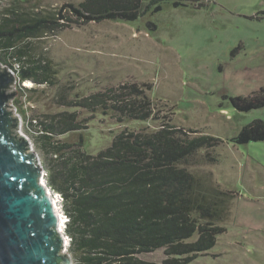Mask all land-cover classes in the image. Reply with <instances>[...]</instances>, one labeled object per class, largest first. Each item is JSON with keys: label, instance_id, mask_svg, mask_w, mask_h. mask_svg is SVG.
Returning a JSON list of instances; mask_svg holds the SVG:
<instances>
[{"label": "trees", "instance_id": "1", "mask_svg": "<svg viewBox=\"0 0 264 264\" xmlns=\"http://www.w3.org/2000/svg\"><path fill=\"white\" fill-rule=\"evenodd\" d=\"M164 1L151 0L144 12L141 0L64 2L53 12H39L32 0H14L0 14V62L8 67L19 64L20 84L54 85L58 71L37 53L35 42L90 22L134 21L150 11L159 13ZM171 2L173 7L183 5L180 0ZM18 3L29 4L31 10ZM148 26L156 29L152 22ZM151 89V84L123 82L63 105L117 115L118 122H145L157 119L147 93ZM229 100L242 113L264 108V88ZM78 117L77 111H62L37 119L25 115L23 122L46 172V185L59 195L68 218L65 232L74 264H157L141 256L159 250V264H189L216 247L227 233L230 206L238 195L221 188L210 172L197 175L188 166L201 150L211 165L218 163L212 151L222 139L163 122L154 131L121 130L108 148L91 155L81 137L78 142L60 138L87 130L94 118ZM229 141L264 142V121L253 120Z\"/></svg>", "mask_w": 264, "mask_h": 264}, {"label": "rangeland", "instance_id": "2", "mask_svg": "<svg viewBox=\"0 0 264 264\" xmlns=\"http://www.w3.org/2000/svg\"><path fill=\"white\" fill-rule=\"evenodd\" d=\"M13 1L0 0V14ZM83 1L32 0V4L39 12H53L64 2ZM150 1L141 0L142 12ZM180 1L179 7H173L171 0L161 2L159 13L150 11L134 21L90 22L35 42L37 53L49 58L58 71L55 84L27 86L18 81L11 104L23 122L25 115L37 119L62 111H77L79 119L93 116L87 130L60 137L71 142L81 137L91 155L108 148L121 130L154 131L163 122L222 139L212 151L218 163L211 165L201 150L191 157L188 168L197 175L210 172L221 188L238 197L230 206L227 234L189 264H264V142L229 141L253 120L264 121V108L242 113L229 100L264 88V0ZM18 7L31 10L25 3ZM123 82L152 85L147 93L156 120L118 122L117 115L63 105ZM23 87L33 91H19ZM24 129L21 124V132L32 142ZM141 258L159 264L163 251Z\"/></svg>", "mask_w": 264, "mask_h": 264}, {"label": "water", "instance_id": "3", "mask_svg": "<svg viewBox=\"0 0 264 264\" xmlns=\"http://www.w3.org/2000/svg\"><path fill=\"white\" fill-rule=\"evenodd\" d=\"M16 83L0 63V264H74L58 225L53 198L59 204L60 197L46 185L41 159L11 104Z\"/></svg>", "mask_w": 264, "mask_h": 264}, {"label": "bare ground", "instance_id": "4", "mask_svg": "<svg viewBox=\"0 0 264 264\" xmlns=\"http://www.w3.org/2000/svg\"><path fill=\"white\" fill-rule=\"evenodd\" d=\"M32 82L31 81H27V86H28V84L30 85ZM43 181V180H42ZM51 194V193H50ZM52 195V194H51ZM53 200H54V204H55V209H56V211H57V216H58V218H59V223H58V225H59V229H60V233H62V234H64V235H66L65 233H64V231H63V226H64V220H63V217H62V215H61V212H60V210H59V208H58V202H57V200H56V198L54 197L53 198ZM68 238L66 237V249H67V247H68Z\"/></svg>", "mask_w": 264, "mask_h": 264}, {"label": "built area", "instance_id": "5", "mask_svg": "<svg viewBox=\"0 0 264 264\" xmlns=\"http://www.w3.org/2000/svg\"><path fill=\"white\" fill-rule=\"evenodd\" d=\"M19 64L18 63H14L13 64V67H9V69H10V71L13 73V74H15V76L17 77V71L19 70ZM17 80H19L18 79V77H17ZM23 84V83H22ZM21 122H23V121H21ZM32 122L33 123H36V121L35 120H33L32 119ZM23 124V123H22Z\"/></svg>", "mask_w": 264, "mask_h": 264}, {"label": "clouds", "instance_id": "6", "mask_svg": "<svg viewBox=\"0 0 264 264\" xmlns=\"http://www.w3.org/2000/svg\"><path fill=\"white\" fill-rule=\"evenodd\" d=\"M6 67H8V66H6ZM9 68V67H8ZM17 78V77H16ZM17 82H18V80H17ZM25 83V82H24ZM20 84V83H19ZM22 121V120H21ZM63 216H65V215H63ZM65 218L67 219V217L65 216ZM66 221H68V219L67 220H64V224H66Z\"/></svg>", "mask_w": 264, "mask_h": 264}, {"label": "crops", "instance_id": "7", "mask_svg": "<svg viewBox=\"0 0 264 264\" xmlns=\"http://www.w3.org/2000/svg\"><path fill=\"white\" fill-rule=\"evenodd\" d=\"M226 234H227V233H226ZM226 234H225V235H226Z\"/></svg>", "mask_w": 264, "mask_h": 264}]
</instances>
